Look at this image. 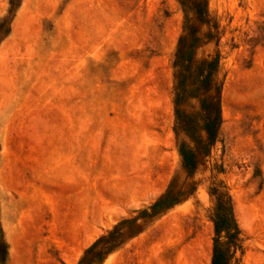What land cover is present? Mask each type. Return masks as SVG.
I'll return each mask as SVG.
<instances>
[{"label":"rangeland","instance_id":"1","mask_svg":"<svg viewBox=\"0 0 264 264\" xmlns=\"http://www.w3.org/2000/svg\"><path fill=\"white\" fill-rule=\"evenodd\" d=\"M217 252L264 264V0H0V264Z\"/></svg>","mask_w":264,"mask_h":264},{"label":"trees","instance_id":"2","mask_svg":"<svg viewBox=\"0 0 264 264\" xmlns=\"http://www.w3.org/2000/svg\"><path fill=\"white\" fill-rule=\"evenodd\" d=\"M198 11L202 15V12L200 10H198ZM201 17L204 18L205 15L201 16ZM188 48H187V52H188ZM186 55H187V53L185 51H180L179 64L181 66V70L182 71L179 73L180 78H179V83H178L177 87H178V89L180 91V94H179V96H177V99H179L180 97H183V95H185V93H186V90H185V87H184V83H185L186 78H187L186 73L189 72L190 65H191L190 61L185 58ZM205 63H206L205 61L201 62L200 67H199V71H198V77H202L204 75L203 67H204ZM210 64H214L215 65V62H211ZM209 74L210 73H206L205 79H203L202 83L207 82V80H208V78L210 76ZM208 90H210L209 87L206 89V91H208ZM212 99H214V100H212ZM209 101L210 102L206 104V107L209 108V109L212 108V109H214L216 111V115L218 117V123H219V116L218 115H219L220 90H218L216 95L214 94L212 96V94H211L210 97H209ZM213 122H215V120ZM212 124L213 123H210V122L207 123L206 131H207L208 134H210V131H211L210 128L213 127ZM216 125H217V123H216ZM3 243H4L3 245H4V253H5L6 244H5V242H3ZM222 258H223V256L219 255L218 252H217V254L215 255V259H214V263L213 264H222V261H223Z\"/></svg>","mask_w":264,"mask_h":264}]
</instances>
